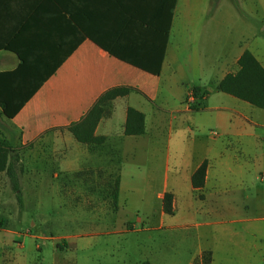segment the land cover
Returning a JSON list of instances; mask_svg holds the SVG:
<instances>
[{
	"label": "crops",
	"instance_id": "obj_1",
	"mask_svg": "<svg viewBox=\"0 0 264 264\" xmlns=\"http://www.w3.org/2000/svg\"><path fill=\"white\" fill-rule=\"evenodd\" d=\"M216 8L211 2L176 0L170 19L169 0H0V73L9 74L2 77L3 87L17 99L28 92L16 102L22 106L12 118L0 109V136L11 145L8 161L21 192L19 204L6 215L20 216L25 197L39 205L33 195L59 178L73 200L74 186L82 183L92 186L88 193L102 191V201L118 178L116 200L111 198L117 204L127 162L143 157L156 133L169 139L180 130L192 143L190 160L182 165L180 185L168 190L165 175L158 198L170 192L168 215H179L168 230L194 237L186 264H202L206 251L208 264H264V109L217 90L224 75L238 69L245 49L263 67L264 54L239 44L223 58L193 51L191 42L202 31L199 10ZM193 86L200 92L190 104ZM212 95L219 103L208 105ZM93 108L99 111L93 139L79 141L69 127ZM128 108L143 114V133H124ZM203 109L214 110L219 125L206 142L194 131L200 129L196 113ZM204 161L203 185L193 187L191 175ZM0 173L9 182L6 172ZM236 193L245 210L257 211L240 219L242 227L233 223L237 209L230 202L239 199ZM160 213L163 220L166 214ZM35 220L28 219L22 236L11 225L0 228V264L43 262L7 252L13 245L24 247L28 237L42 250L33 233L41 223Z\"/></svg>",
	"mask_w": 264,
	"mask_h": 264
},
{
	"label": "rangeland",
	"instance_id": "obj_2",
	"mask_svg": "<svg viewBox=\"0 0 264 264\" xmlns=\"http://www.w3.org/2000/svg\"><path fill=\"white\" fill-rule=\"evenodd\" d=\"M191 1L217 4L216 9L206 14L199 10L197 26L202 31L199 29L197 39L191 42L193 51L201 55L209 52L223 58L230 48L239 44L250 45L264 54V0ZM186 102L192 104L193 101ZM217 103L212 95L208 105ZM256 110L263 112L260 108ZM196 118L200 129L194 131L206 142L208 132L219 129L214 110L203 109L196 113ZM180 136V130L174 131L169 139L165 132L156 133L143 157L136 162H127L117 204L111 199L113 185L107 186V198L102 201V191L88 193L92 186L76 184L74 195L77 198L73 200L69 187L59 178L54 179L49 188L43 187L33 195L34 199H39V205H30L25 197L21 215L7 216L19 204L17 196L21 192L19 186L14 189L10 180L6 181L5 174L0 173V228L11 225L22 236L28 219L41 223L33 232L40 236L35 241L41 245V251L32 247L33 239L28 237L24 247L13 245L7 249L8 254L14 257L27 255L28 260L38 263L43 259L41 264H186L195 245L194 237H183L178 228L168 230L170 223L178 222L179 215H168L173 213L170 192H165L161 200L158 198L165 175L168 190L180 185L182 165L190 160L192 143ZM240 196L236 193L235 197L239 199L230 202L237 209V220L233 222L236 227H242L240 219L245 216H257V211L245 210V201ZM29 199L32 200L31 195ZM102 202L108 208L107 213L102 212ZM115 205L118 211H114ZM161 210L166 214L163 220ZM231 218L227 216L226 220ZM122 222H125L124 231L120 232ZM195 223L194 219L190 221V225ZM190 227L189 232L193 233V225ZM208 260L206 251L202 264H208Z\"/></svg>",
	"mask_w": 264,
	"mask_h": 264
},
{
	"label": "trees",
	"instance_id": "obj_3",
	"mask_svg": "<svg viewBox=\"0 0 264 264\" xmlns=\"http://www.w3.org/2000/svg\"><path fill=\"white\" fill-rule=\"evenodd\" d=\"M169 3L170 19H172V12L175 7L176 0H169ZM237 66L238 69L235 72L225 74L224 77L218 82L217 90L244 100L255 107L264 109V67L247 49H245L238 57ZM155 73H157V71H155ZM4 76H9V74L0 73V109L4 116L7 118H12L22 106L21 103L16 102L26 99L28 92L26 91V95H24V97H19L18 99L17 97L13 96L14 94L8 95L7 93L12 91H8L3 87L4 81H2V77ZM191 89L193 97H198L200 89L197 86H193ZM111 93H114V91ZM207 93V90H202L203 95ZM96 110L97 109L93 108V110L89 113V116L84 121L72 124L69 127L71 132L79 141H89L93 139L90 137V133L93 130L99 115V111ZM143 131V114L132 108H128L124 133L137 135L143 133ZM10 150L11 145L9 141L0 136V171L6 172L14 189H17L16 172L12 164L8 161V153ZM205 169L206 162L204 161L193 172L191 175V184L193 187L203 185ZM113 187L114 200H116L118 178L115 179ZM17 200H20L19 196H17Z\"/></svg>",
	"mask_w": 264,
	"mask_h": 264
},
{
	"label": "built area",
	"instance_id": "obj_4",
	"mask_svg": "<svg viewBox=\"0 0 264 264\" xmlns=\"http://www.w3.org/2000/svg\"><path fill=\"white\" fill-rule=\"evenodd\" d=\"M187 100H188V101H193V95H192V92L188 94V96H187Z\"/></svg>",
	"mask_w": 264,
	"mask_h": 264
}]
</instances>
